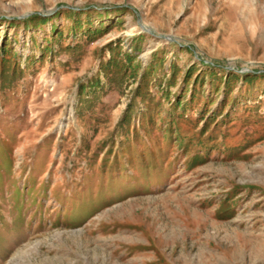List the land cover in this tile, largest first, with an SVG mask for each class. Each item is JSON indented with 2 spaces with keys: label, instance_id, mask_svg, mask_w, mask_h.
I'll return each instance as SVG.
<instances>
[{
  "label": "rangeland",
  "instance_id": "1",
  "mask_svg": "<svg viewBox=\"0 0 264 264\" xmlns=\"http://www.w3.org/2000/svg\"><path fill=\"white\" fill-rule=\"evenodd\" d=\"M0 264H264V0H0Z\"/></svg>",
  "mask_w": 264,
  "mask_h": 264
}]
</instances>
